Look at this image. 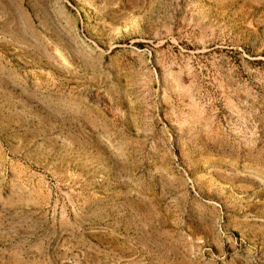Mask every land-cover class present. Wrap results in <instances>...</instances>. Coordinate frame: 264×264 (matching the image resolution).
Listing matches in <instances>:
<instances>
[{
	"label": "rangeland",
	"instance_id": "obj_1",
	"mask_svg": "<svg viewBox=\"0 0 264 264\" xmlns=\"http://www.w3.org/2000/svg\"><path fill=\"white\" fill-rule=\"evenodd\" d=\"M0 264H264V0H0Z\"/></svg>",
	"mask_w": 264,
	"mask_h": 264
}]
</instances>
